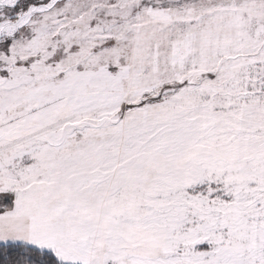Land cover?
<instances>
[{
	"label": "snow or ice",
	"instance_id": "6c2138e0",
	"mask_svg": "<svg viewBox=\"0 0 264 264\" xmlns=\"http://www.w3.org/2000/svg\"><path fill=\"white\" fill-rule=\"evenodd\" d=\"M0 264H264V0H0Z\"/></svg>",
	"mask_w": 264,
	"mask_h": 264
}]
</instances>
